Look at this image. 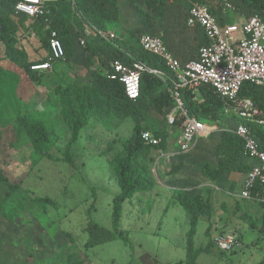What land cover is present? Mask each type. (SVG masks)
Listing matches in <instances>:
<instances>
[{"label":"rangeland","instance_id":"obj_1","mask_svg":"<svg viewBox=\"0 0 264 264\" xmlns=\"http://www.w3.org/2000/svg\"><path fill=\"white\" fill-rule=\"evenodd\" d=\"M144 2L120 0V19L110 24L103 38L126 40L134 35L132 39L138 44L137 37L146 33L141 15L146 8ZM210 2L215 5L219 0ZM226 14L234 24L242 25L245 21L236 12L227 10ZM14 16L18 22L17 46L21 48L26 41L28 58L35 60L34 53L38 50L30 45L35 43L29 32L32 23ZM95 35L89 28L83 38L76 39L75 47L81 50L80 59L71 62L72 65L63 62L61 77L47 72L37 74L41 76L38 81L32 80L7 58L5 43L0 38V169L13 183L20 184L11 197L6 195L7 187L0 184V203L5 211L0 209V264H176L184 261L188 255L189 217L173 198L174 192L180 189L210 198L212 216L202 219L195 236V249L204 250L200 254L217 253L212 264L261 262L264 234L251 229L244 219L247 216L255 220L261 213L258 201L239 198L238 184L230 185L225 178L212 183L201 174L203 161L217 164L216 150L222 132L235 128L236 118L228 111L220 120L207 123L210 131L186 154L179 153L176 147L179 132L169 133L168 157L162 158L159 166L152 165L154 189L124 205L120 228L128 233L131 246L116 240L89 250L85 248L89 221L112 229V201L120 187L113 175L111 160L122 152V142L130 138L134 127L133 120L126 119L119 124L115 122L109 130L102 123L106 115H101L99 121H92L81 132L73 145L75 166L63 162L70 132L54 90L61 83L91 80L97 60L94 58L87 66L82 56L90 55V51L77 43L83 39L87 44ZM36 41L40 43V39ZM46 57H49L48 51ZM37 113L48 114L58 138V143L45 158L34 152L24 131L19 134L14 131L18 116ZM151 113L152 117L163 120L155 111ZM153 157L155 162L154 154ZM37 197H49L56 206L48 205L43 211L33 201ZM13 210L17 213L13 214ZM223 233L235 234L240 247L223 254L213 251L211 243Z\"/></svg>","mask_w":264,"mask_h":264},{"label":"trees","instance_id":"obj_2","mask_svg":"<svg viewBox=\"0 0 264 264\" xmlns=\"http://www.w3.org/2000/svg\"><path fill=\"white\" fill-rule=\"evenodd\" d=\"M20 0H0V38L6 46V56L23 69L32 80L38 81L36 71L31 70L35 62L29 61L27 52L17 46L15 34L18 22L14 20L15 6ZM189 2H201L208 6L210 12L223 19L226 5L234 7L237 14L245 20L253 15L264 17V0H219L215 5L210 0H145V9L141 15L144 19L146 33L159 36L166 47L183 64L196 60L198 50L207 44V39L199 28H190L187 25ZM50 10L48 24L44 19L45 33L41 42L51 55L49 39L52 30L56 31L65 48L66 61L70 63L75 55L76 39L86 35L87 28L95 31L96 35L84 48L90 51L86 57L87 66L91 65L94 58L98 66L91 71V80L87 83L74 82L71 84H58L54 96L62 108V118L66 122L70 139L63 153V162L75 166L72 147L79 139L81 132L87 129L94 120L99 121L101 115H106L102 120L109 130L115 122L119 124L126 119H132L134 127L129 139L122 142L121 153L116 154L111 160L114 177L118 180L120 192L112 201V229H106L89 221L87 227L88 240L85 242L87 250L116 240H122L131 246L128 233L120 228V219L126 202L132 201L139 194L150 192L154 189L155 181L151 169L154 164V149L146 145L141 138L143 131H149L161 143L157 149L168 151L169 131L166 116L174 109V100L170 92L172 86L168 80H162L156 75L145 72L141 77L140 98L133 102L125 94L124 86L116 80H109L106 73L111 70L110 63L120 60L127 65L139 61L149 68L170 74L164 62L156 56L144 51L131 35L126 40H105L99 33L106 32L107 27L120 19V0H78L75 4L67 0H58L47 3ZM43 59L42 63L48 58ZM184 108L188 114L198 120L211 123L218 121L227 112L226 102L214 91L211 86H202L198 91L180 90ZM240 98H249L258 106L264 104V89L250 83H245L239 94ZM163 116V120L152 117L151 112ZM172 134L180 132L184 117L177 112ZM236 118V117H235ZM238 119L236 118V121ZM164 121V125L163 124ZM251 134L257 139L264 150V126L251 122H243ZM115 126V125H114ZM14 131L19 134L24 131L30 139L34 152L41 158L48 157L51 150L58 143L52 124L47 113L24 114L18 116L14 122ZM111 149V145L109 150ZM219 160L211 165L203 161L201 174L212 183L221 180L227 172L247 174L251 170L245 155V146L234 130L222 132L221 141L217 146ZM0 184L7 187V197H11L20 184L13 183L0 169ZM252 194H258V203L262 211L255 220L245 216L244 219L251 229H257L264 234V188L257 184ZM176 203L181 206L189 217V231L187 232V259L177 264H197V258L203 249H195V236L198 226L204 217L212 216L213 208L209 197L192 195L188 191L176 190L173 195ZM34 203L43 211L48 205L56 206L49 197H37ZM0 209L3 210L0 203ZM5 213V211L3 210ZM13 214L17 211L13 210ZM217 249L214 243H211ZM223 254L224 252H220ZM257 264H264V258Z\"/></svg>","mask_w":264,"mask_h":264},{"label":"built area","instance_id":"obj_3","mask_svg":"<svg viewBox=\"0 0 264 264\" xmlns=\"http://www.w3.org/2000/svg\"><path fill=\"white\" fill-rule=\"evenodd\" d=\"M56 1L58 0H20L15 6V15L44 19L48 24L47 15L50 10L47 3ZM67 1L75 4L78 0ZM189 3L187 25L190 28H199L207 39V44L199 48L196 60L183 65L158 34L144 33L139 37L141 48L161 59L170 74L151 69L139 61L127 65L120 60H114L110 63L111 70L106 73L107 78L122 83L126 96L133 102L140 98L143 73L149 72L171 83L169 90L175 106L166 116L167 129L172 134L171 129L175 125L177 112L180 111L184 121L176 139V147L181 154L190 152L199 139L210 131V126L188 114L180 90L198 91L202 86H211L226 102L227 111L238 119L234 132L244 142L247 159L253 162L239 196L243 200H258V194L254 196L252 192L257 184L264 188V150L243 122L264 126V104L262 107L258 106L249 98H240L239 94L245 83L264 89V17L256 14L246 19L242 25H237L213 15L204 3ZM226 8L230 12H236L230 4ZM99 34L102 37L107 36L103 32ZM110 37L114 38V35ZM49 45L50 57L44 63L31 66L32 71H49L54 62L66 61L65 48L54 30L50 33ZM79 45L85 47V40H79ZM141 138L146 145L153 147L156 158L153 165L159 166L160 160L169 155L156 148L161 139L149 131H143ZM213 242L224 253L240 247L233 233L216 236Z\"/></svg>","mask_w":264,"mask_h":264},{"label":"crops","instance_id":"obj_4","mask_svg":"<svg viewBox=\"0 0 264 264\" xmlns=\"http://www.w3.org/2000/svg\"><path fill=\"white\" fill-rule=\"evenodd\" d=\"M21 20H23L25 23L28 21V22H31L32 23V27H30V35L31 37H33L35 39V43H30L33 44L34 46H36V50H38L36 53H34V55L37 56V58L35 60L33 59H30L29 58V61L31 62H35L36 64H39V63H42L43 59L47 58L46 55H47V51L46 49H44V47L42 48V42H41V38H38V37H41L44 35L45 33V30L46 28H44V25H43V22L41 20H36V19H32V18H29V17H26V16H21ZM227 20L228 22L232 23V19L228 16V14H226V11H224V15H223V20ZM244 19V18H243ZM245 20V19H244ZM107 29H110V25L107 27ZM89 30V28H87V31ZM87 33V32H86ZM155 34H161V32L157 31V33ZM26 36V35H25ZM161 36V35H160ZM40 39V43L37 42L36 40ZM79 45V42L77 43ZM22 49H24L26 52H27V55L28 57H30L29 55V48L26 44V41H24L22 43ZM81 47V46H80ZM81 48H84V47H81ZM80 48H77L75 47V55L72 59V63H75L76 60L80 59ZM89 56V53H85L82 58H85ZM97 60V58H96ZM70 62V63H71ZM71 63V65H72ZM97 63H98V60H97ZM63 69H64V63L61 62V61H58V62H54L53 65H52V68L49 70V71H45V72H37L38 75H41L42 73H52V72H55L54 74L56 75H59L61 77V74L63 72ZM94 69V68H93ZM86 78V77H85ZM91 79V78H90ZM179 135V134H178ZM178 137V136H177ZM177 139V138H176ZM167 154H169L168 151H166ZM248 163L249 165L251 163H253L252 161L248 160ZM215 166V165H214ZM225 179L228 180V183L230 185H235V184H238L240 185V190H242L243 188V181L244 179H246V174H241V173H237V172H227L224 177ZM245 182V181H244ZM243 183V185H242ZM215 189L218 191L219 188L218 187H215ZM239 190V191H240ZM238 197L240 198L239 194H238ZM130 202V201H129ZM128 203V202H126ZM125 203V204H126ZM124 204V205H125ZM124 208V207H123ZM213 251H218L220 252L218 249H214ZM221 254V253H220ZM217 259V253H214V252H210V253H206V254H200L197 258V264H212L213 262H215ZM185 261V260H184ZM145 262V261H144ZM180 262H183V261H180ZM179 263V262H178ZM146 264V263H145ZM177 264V263H176Z\"/></svg>","mask_w":264,"mask_h":264}]
</instances>
